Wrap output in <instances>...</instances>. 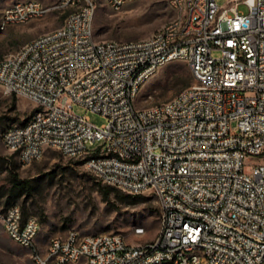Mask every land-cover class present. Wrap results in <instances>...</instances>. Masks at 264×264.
Segmentation results:
<instances>
[{
    "label": "built area",
    "instance_id": "obj_1",
    "mask_svg": "<svg viewBox=\"0 0 264 264\" xmlns=\"http://www.w3.org/2000/svg\"><path fill=\"white\" fill-rule=\"evenodd\" d=\"M132 1L62 0L54 7L61 25L0 57V85L36 107L2 140L23 166L55 149L84 158L108 186L153 195L159 232L129 242L69 229L41 243L38 217L0 199L4 229L34 264H264V0H167L175 15L153 33L98 39V8L120 11ZM50 10L39 0L14 2L1 28ZM177 60L195 83L138 106L144 84ZM74 104L108 121L97 126Z\"/></svg>",
    "mask_w": 264,
    "mask_h": 264
},
{
    "label": "rangeland",
    "instance_id": "obj_2",
    "mask_svg": "<svg viewBox=\"0 0 264 264\" xmlns=\"http://www.w3.org/2000/svg\"><path fill=\"white\" fill-rule=\"evenodd\" d=\"M17 1L26 0H0V57L35 35L58 27L64 19L62 10L54 9L62 0H39L51 8L44 17L2 29L4 10ZM217 2L223 5L226 0ZM238 9L241 13L249 10L246 3H240ZM174 15L167 0H136L120 11L101 6L94 21L96 37L116 40L141 38L161 28ZM194 83L191 68L186 62H170L144 84L136 104L145 106L167 100ZM35 108L28 97L10 94L0 85V199L5 204H19L27 216L38 217L42 224L41 243L69 229L78 230L81 234L121 233L129 242H145L154 238L160 230L161 218L158 199L153 195H132L102 183L87 169L84 158L67 157L58 150L49 149L41 159L23 166L18 156L4 146V131L28 120ZM73 109L77 114L88 116L89 121L97 126L108 121L105 116L78 104H74ZM98 144L95 142L89 147ZM15 173L30 180L27 189L13 185ZM136 226H144L147 234L136 236ZM0 261L34 264L30 250L11 238L1 221Z\"/></svg>",
    "mask_w": 264,
    "mask_h": 264
},
{
    "label": "trees",
    "instance_id": "obj_3",
    "mask_svg": "<svg viewBox=\"0 0 264 264\" xmlns=\"http://www.w3.org/2000/svg\"><path fill=\"white\" fill-rule=\"evenodd\" d=\"M13 185L15 187H22L23 189H27L30 183L29 179H22L19 177V175L17 173L13 174ZM14 204V203H12ZM6 205H10V204H6Z\"/></svg>",
    "mask_w": 264,
    "mask_h": 264
}]
</instances>
